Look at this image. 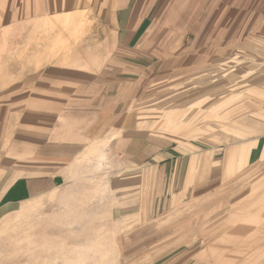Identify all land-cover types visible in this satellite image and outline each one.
<instances>
[{"label":"rangeland","instance_id":"rangeland-1","mask_svg":"<svg viewBox=\"0 0 264 264\" xmlns=\"http://www.w3.org/2000/svg\"><path fill=\"white\" fill-rule=\"evenodd\" d=\"M105 1L96 23V0H0V264H264V0L141 1H155L150 18L167 16L152 29L193 55L182 79L139 80L121 109L164 129L168 100L196 91L173 130L179 151L198 148L185 190L187 158L172 171L175 189L168 180L158 194L153 180L150 199L108 148L44 143L78 138L64 83L110 58ZM53 147H80L66 183L11 199L8 188L30 171L22 161Z\"/></svg>","mask_w":264,"mask_h":264},{"label":"crops","instance_id":"crops-1","mask_svg":"<svg viewBox=\"0 0 264 264\" xmlns=\"http://www.w3.org/2000/svg\"><path fill=\"white\" fill-rule=\"evenodd\" d=\"M103 1L96 0L94 4L97 11L96 23L100 17L103 20ZM141 1H105L112 18V31L103 42L111 47L104 52L109 54L110 58L107 64L98 67L95 73L84 71L79 80L81 83L78 79L64 83L69 90L62 94L63 108L72 114L71 118L79 121L73 130L78 138L68 141L45 139L44 143L53 146L70 143L82 148L95 146L102 150L108 148L112 154L122 159L125 171L138 178L135 186L137 195L143 196V193L147 192V198L150 199L153 180L162 185L160 188L155 187L158 194H163L164 185L167 183V193L168 180L176 178L171 175L172 171L176 174L177 170H181L187 158L180 193L185 190L190 163H193L198 148L190 144L187 145L188 152L179 151V143L173 140L176 134L173 130H177V122L183 120L182 117L188 110L181 106L190 105L192 99L188 98L196 91L185 94L188 100H184L185 95L168 100L171 107L163 112L166 117L160 115L165 117L164 129L152 118L150 121L137 123L132 109L128 106L121 109L132 101L135 102L134 97L140 88L139 80L149 79L153 83L151 86H155L157 82L167 83L169 79H182L184 65L188 63L189 56L193 55L190 50L183 48L181 43L169 41L176 40L173 38L176 37L175 34L173 36L167 31H160L159 27L152 29L156 17L159 16L150 18L151 11L156 8V0L153 5L141 4ZM162 16H159L158 24L167 17ZM157 57L159 60H156ZM172 114L173 118L170 117ZM137 125L138 128H143V133H137ZM258 143L259 141L252 148L254 151L258 150ZM50 151V155L33 158L31 163L25 164L22 161V169L26 165L30 171L27 176L18 177L8 188L11 190L8 193L11 199H30L38 193L42 194L46 185L51 187L66 183L68 171L73 167L71 160L75 153L67 155L59 147H53ZM244 151L241 157L245 161L247 150ZM171 184L172 189H175L176 179Z\"/></svg>","mask_w":264,"mask_h":264}]
</instances>
